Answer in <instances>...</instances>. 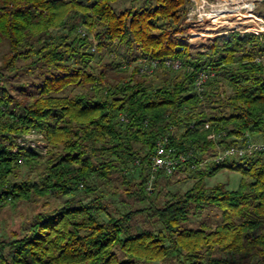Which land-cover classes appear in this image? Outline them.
I'll list each match as a JSON object with an SVG mask.
<instances>
[{
  "label": "trees",
  "instance_id": "obj_1",
  "mask_svg": "<svg viewBox=\"0 0 264 264\" xmlns=\"http://www.w3.org/2000/svg\"><path fill=\"white\" fill-rule=\"evenodd\" d=\"M119 1L0 0V81L40 78L23 98L0 91V207L67 197L0 241V264H264V154L178 166L147 189L159 135L203 156L264 139V64L252 62L260 43L232 33L191 54L177 36L189 0L117 11ZM166 58L182 69L139 72V60ZM203 66L213 76L200 98L192 84ZM31 130L44 136L43 157L15 144ZM21 167L43 172L13 180ZM225 168L240 173L236 190L205 185ZM177 173L193 180L182 194L166 190Z\"/></svg>",
  "mask_w": 264,
  "mask_h": 264
},
{
  "label": "built area",
  "instance_id": "obj_2",
  "mask_svg": "<svg viewBox=\"0 0 264 264\" xmlns=\"http://www.w3.org/2000/svg\"><path fill=\"white\" fill-rule=\"evenodd\" d=\"M263 0H189V8L183 21L189 31L187 40H197L201 45L215 38H227L232 33L239 35L251 34L261 45V53L255 55L252 62L264 64V14L258 11ZM199 46V47H200ZM182 50V48H181ZM139 72L151 75L157 68L173 71L182 69L180 59H141L138 61ZM213 76L208 67H201L196 71L193 79V91L201 98L204 86ZM120 121H125L123 116ZM208 125L206 124L205 127ZM219 134L210 133L207 139L216 143ZM15 144L26 150H33L39 154L46 151L47 143L43 134L29 131L15 137ZM16 150V148L14 149ZM255 154H264V139L254 140L246 135L241 143L225 148L215 146L211 155H199L192 149L177 151L170 144V136L165 133L159 135L154 146V154L149 164V180L147 189L150 190L152 180L156 174L171 175L178 166L187 165L189 169H199L210 163H222L231 158H243Z\"/></svg>",
  "mask_w": 264,
  "mask_h": 264
},
{
  "label": "rangeland",
  "instance_id": "obj_3",
  "mask_svg": "<svg viewBox=\"0 0 264 264\" xmlns=\"http://www.w3.org/2000/svg\"><path fill=\"white\" fill-rule=\"evenodd\" d=\"M81 2L89 3L91 0H78ZM131 7V0H120L117 5H115V9L122 10L123 8H130ZM258 11L264 14V0L258 6ZM189 31L186 26H181L180 33L177 35L179 38H187L189 35ZM209 42H205L203 45L207 46ZM187 48L191 54H195L200 50V44L197 40L190 41L187 40ZM109 59L102 60V70L108 74H113V70H108L107 64L109 63ZM124 68L131 70L132 65L129 64L128 66L125 65ZM36 73L32 75L28 74H20L19 72L16 74L7 73L6 78H3L0 81V91L5 89L8 93L16 98H23L24 95L29 93H35L36 89L32 86V83H39V76H35ZM159 76L158 72L154 73L153 76ZM154 80H158L154 78ZM33 131V130H31ZM39 133V132H37ZM48 147L46 146V151L41 153L40 155L43 157L47 154ZM43 172V168L40 167L38 172H30L25 167H21L16 176L12 177L13 180H26V179H34L37 178L38 174ZM240 173L231 170V169H221L219 170L214 176L210 178H206L204 180L205 185L207 187L214 186L216 184H222L228 190H236L239 185L240 181ZM116 178V177H115ZM171 185L166 188V190L170 193H178L182 194L186 190H188L192 184L193 180L187 178L186 173H177L170 179ZM116 184V183H115ZM67 197H57L54 194H50L44 198H38L36 200H32L29 202H18L16 204H5L0 207V241H8L12 238V235L15 234L19 237L24 231L27 229L28 225L30 224L33 216L38 213L42 212L54 207H58L62 205ZM87 201V200H85ZM137 206V205H136ZM135 206V207H136ZM139 207V206H138ZM137 208V207H136ZM214 212L211 213V217ZM212 220V218L210 219Z\"/></svg>",
  "mask_w": 264,
  "mask_h": 264
}]
</instances>
